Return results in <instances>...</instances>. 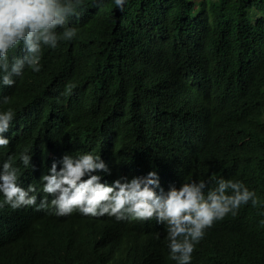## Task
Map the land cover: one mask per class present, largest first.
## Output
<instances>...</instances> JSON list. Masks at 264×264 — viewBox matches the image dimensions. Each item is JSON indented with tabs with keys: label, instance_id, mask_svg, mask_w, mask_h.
<instances>
[{
	"label": "trees",
	"instance_id": "obj_1",
	"mask_svg": "<svg viewBox=\"0 0 264 264\" xmlns=\"http://www.w3.org/2000/svg\"><path fill=\"white\" fill-rule=\"evenodd\" d=\"M83 4L68 25L77 35L44 47L39 73L0 83L11 97L0 112L15 113L0 167L24 151L36 169L91 152L111 175L155 171L165 192L213 176L242 182L259 205L215 221L191 264H264V0H202L198 12L194 0ZM166 237L154 219L0 209V264H176Z\"/></svg>",
	"mask_w": 264,
	"mask_h": 264
},
{
	"label": "clouds",
	"instance_id": "obj_2",
	"mask_svg": "<svg viewBox=\"0 0 264 264\" xmlns=\"http://www.w3.org/2000/svg\"><path fill=\"white\" fill-rule=\"evenodd\" d=\"M102 2L97 0L98 5ZM113 2L123 12L127 0ZM84 7L83 0H0V83L13 87L14 77L23 78L26 69L39 73L43 48L56 49L60 41L73 40L78 30L68 25L71 18H80ZM19 47L23 56L15 54ZM73 87L67 84L63 95L70 96ZM10 99L4 96L0 102L6 105ZM14 119L12 109L0 112V148L11 143L5 134ZM49 156L54 158L52 152ZM31 160L24 151L16 161L10 156L1 164L0 209L7 205L13 211H48L51 207L57 216L78 211L84 216L107 215L134 223L154 219L165 226L169 258L176 264H191L195 245L215 221L236 216L242 205L257 207L260 203L256 192L242 182L215 176L209 181L184 182L165 192L155 171L147 176L111 175L101 156L91 152L69 153L38 169ZM212 182L216 187L209 188ZM38 196L42 198L39 203Z\"/></svg>",
	"mask_w": 264,
	"mask_h": 264
},
{
	"label": "rangeland",
	"instance_id": "obj_3",
	"mask_svg": "<svg viewBox=\"0 0 264 264\" xmlns=\"http://www.w3.org/2000/svg\"><path fill=\"white\" fill-rule=\"evenodd\" d=\"M214 1L217 2V3L220 2V0H214ZM194 2H195V6H196V10H195V12H198V10H199V9L201 8V6H202V0H194ZM260 14H261V13L258 12L257 10H255V9H252V11H251V16H252L253 20H255L256 17H258Z\"/></svg>",
	"mask_w": 264,
	"mask_h": 264
}]
</instances>
